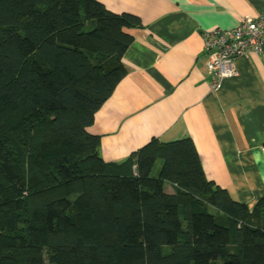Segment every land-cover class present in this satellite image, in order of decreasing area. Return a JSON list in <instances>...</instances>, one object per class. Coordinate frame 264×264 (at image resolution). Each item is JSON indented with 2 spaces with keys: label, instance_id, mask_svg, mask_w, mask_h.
Returning a JSON list of instances; mask_svg holds the SVG:
<instances>
[{
  "label": "trees",
  "instance_id": "trees-1",
  "mask_svg": "<svg viewBox=\"0 0 264 264\" xmlns=\"http://www.w3.org/2000/svg\"><path fill=\"white\" fill-rule=\"evenodd\" d=\"M140 28L99 0H0V264H264V195L232 200L190 139L99 156Z\"/></svg>",
  "mask_w": 264,
  "mask_h": 264
},
{
  "label": "crops",
  "instance_id": "crops-1",
  "mask_svg": "<svg viewBox=\"0 0 264 264\" xmlns=\"http://www.w3.org/2000/svg\"><path fill=\"white\" fill-rule=\"evenodd\" d=\"M99 1L142 23L121 58L126 74L89 129L99 156L119 162L152 139L188 138L205 177L251 211L264 195V53L236 58V76L213 92L202 33L256 18L264 0Z\"/></svg>",
  "mask_w": 264,
  "mask_h": 264
},
{
  "label": "built area",
  "instance_id": "built-area-1",
  "mask_svg": "<svg viewBox=\"0 0 264 264\" xmlns=\"http://www.w3.org/2000/svg\"><path fill=\"white\" fill-rule=\"evenodd\" d=\"M205 68L210 90L217 91L223 80L236 76L234 61L247 53H264V13L240 20L232 28H213L202 33Z\"/></svg>",
  "mask_w": 264,
  "mask_h": 264
},
{
  "label": "rangeland",
  "instance_id": "rangeland-1",
  "mask_svg": "<svg viewBox=\"0 0 264 264\" xmlns=\"http://www.w3.org/2000/svg\"><path fill=\"white\" fill-rule=\"evenodd\" d=\"M156 164L158 165L159 164V162H156ZM166 189V188H165ZM138 230H139V232H140V228H138ZM219 238H220V240L221 241H224L225 240V243L228 245L229 244V240H227V236H228V234L224 231V230H222V229H220V231H219ZM213 257L212 256H210V258H209V264H213ZM230 259H231V262H232V264H237V261H236V258H235V256L233 255V253H231V256H230Z\"/></svg>",
  "mask_w": 264,
  "mask_h": 264
}]
</instances>
